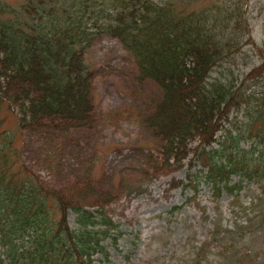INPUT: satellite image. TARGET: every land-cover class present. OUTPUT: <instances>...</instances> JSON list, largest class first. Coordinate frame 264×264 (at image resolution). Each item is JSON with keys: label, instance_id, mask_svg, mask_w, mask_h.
Wrapping results in <instances>:
<instances>
[{"label": "trees", "instance_id": "trees-1", "mask_svg": "<svg viewBox=\"0 0 264 264\" xmlns=\"http://www.w3.org/2000/svg\"><path fill=\"white\" fill-rule=\"evenodd\" d=\"M198 1L0 0V264H110L103 243L115 245L121 233L106 209L118 195L89 178L42 186L14 146L25 132H93L86 53L100 37L116 41L137 80L159 91L139 114L157 146L140 154L143 177L187 166L183 191L203 183L232 197L256 184L264 207V42L251 38L249 0L195 8ZM250 44L259 64L236 77L226 65Z\"/></svg>", "mask_w": 264, "mask_h": 264}, {"label": "rangeland", "instance_id": "rangeland-1", "mask_svg": "<svg viewBox=\"0 0 264 264\" xmlns=\"http://www.w3.org/2000/svg\"><path fill=\"white\" fill-rule=\"evenodd\" d=\"M214 2L199 0L195 8ZM248 5L251 38L261 46L264 0H249ZM260 59L250 44L226 66L241 78ZM86 60L95 74L96 128L68 139L25 132L14 143L19 164L47 188L80 177L118 195L106 209L121 233L115 245L103 243L110 264H264V207L258 202V186L243 183L232 197L224 192L217 196L203 183L196 192L183 191L187 166L168 177L144 178L140 154L157 146L139 114L159 91L137 80L129 55L107 37L95 40ZM237 116L241 119L240 113ZM8 119L2 128L6 133L13 129ZM199 170L195 165L189 173ZM68 224L75 228L74 215L68 214Z\"/></svg>", "mask_w": 264, "mask_h": 264}]
</instances>
